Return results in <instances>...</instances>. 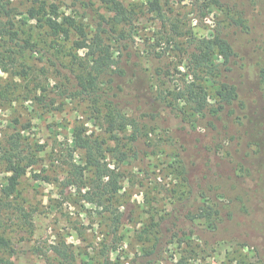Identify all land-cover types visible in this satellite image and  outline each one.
Instances as JSON below:
<instances>
[{"label":"rangeland","instance_id":"obj_1","mask_svg":"<svg viewBox=\"0 0 264 264\" xmlns=\"http://www.w3.org/2000/svg\"><path fill=\"white\" fill-rule=\"evenodd\" d=\"M62 2L64 13L71 10L84 17L90 37L99 15L111 16L97 0H84L90 4H76L70 10L65 6L72 7L73 0ZM121 2L136 12L128 38L133 59L139 55L144 66H150L147 58L152 48L147 44L159 24L145 12L147 0ZM201 2L169 0L163 2V9L180 20L182 33L189 30L205 36L221 17V9L210 7L204 18ZM29 6V0H11L16 28L36 43L37 52L17 54L14 67L8 62L0 65V186L10 175L5 172L2 151L10 135L20 133L24 152H31L36 160L20 178L10 198L11 211L1 219L0 233L11 242L14 263L58 264L50 246L65 242L74 253V264H103L102 254L111 247L108 258L113 264H264V88L251 58L247 56L245 68L235 72L245 104L240 123L224 118L213 129L204 120L190 123L182 114L165 109L156 121L144 117L150 128L138 142L136 157L117 163L106 153L107 162L121 176L122 189L115 203L121 220L114 235L108 214H98L76 188L63 185L67 163L80 162L82 156L72 146L74 129L85 128L93 138L105 141L104 148L113 147L114 142L104 133L98 109L88 96L67 97L66 87L79 90L71 75L72 80L64 78L69 73L68 57L52 50L44 30L25 20ZM65 48L68 51L70 46ZM3 51L0 43V55ZM20 66L27 69L26 76ZM178 71L172 80H164L166 88L181 82L185 69ZM120 104L124 106V101ZM125 112L140 119L142 111L128 107ZM181 157L188 168V187L180 185L175 169ZM207 205L220 209L215 229L203 219L186 217ZM155 222L159 240L155 252L147 254L156 242L154 235L149 240L139 235Z\"/></svg>","mask_w":264,"mask_h":264},{"label":"trees","instance_id":"obj_2","mask_svg":"<svg viewBox=\"0 0 264 264\" xmlns=\"http://www.w3.org/2000/svg\"><path fill=\"white\" fill-rule=\"evenodd\" d=\"M29 1L31 6L24 12L25 20L44 30L52 50L63 52L68 57L69 73L64 78H73L79 90L72 92L74 86L66 87L67 97L88 96L98 109L104 133L114 142L113 147L104 148L105 141L93 138L85 128L74 129L72 146L80 150L82 156L80 162L71 159L67 163L63 180L64 187L76 188L81 199L94 206L98 214H108L110 232L114 235L121 220V214L115 208L122 189L119 184L121 176L107 162L106 153L117 163H126L131 156L136 157L138 142L142 136L147 137V129L150 128L144 117L156 121L160 111L165 109L182 114L190 123L204 120L213 129L224 118L230 123H240L245 104L239 96L235 72L245 68L247 56L251 58V67L264 88V0H225L223 4L218 0H202L199 11L204 18L210 7L221 9V17L205 36H196L189 30L182 33L180 20L171 17L170 12V16L167 15L163 9V2L169 0H147L145 12L154 15L159 24V29L147 44L152 48L147 58L150 66H144L139 55L133 59L128 38L132 34L136 12L121 0H97L111 16L99 15L92 37L82 20L84 17L70 10L76 4L87 6L90 2L73 0L72 7L65 6L70 12L64 13L62 0ZM194 2L198 4L199 0ZM12 14L11 0H0L2 66L7 62L13 65L17 54L37 52L36 43L22 37L23 32L16 28ZM67 44L70 46L68 51L65 48ZM168 58L175 60L166 62ZM154 63L160 64L155 66ZM179 67L185 69L181 82L174 84L173 88H166L164 80H172L174 71L180 73ZM20 73L23 76L28 74L24 66H20ZM121 101H124L123 107ZM128 107L142 111L140 119L127 114L125 109ZM2 151L5 172L10 175L0 186V224L11 211L10 198L15 194L20 178L36 161L31 152H24L18 132L6 139ZM175 169L179 172L180 185L188 187V168L184 158L178 160ZM86 174H91L89 179ZM32 177L40 178L39 174ZM188 193L191 194L190 188ZM216 208L202 206L186 217L203 219L215 229L220 223V209ZM23 215L25 217L26 214ZM151 225L139 235L148 240L150 235H154L156 242L147 254L155 252L159 240L156 236L160 230L159 223ZM111 249L102 254L103 264H113L108 258ZM50 251L58 264L75 262L74 253L65 242L51 245ZM13 252L10 240L0 233V264H15Z\"/></svg>","mask_w":264,"mask_h":264}]
</instances>
